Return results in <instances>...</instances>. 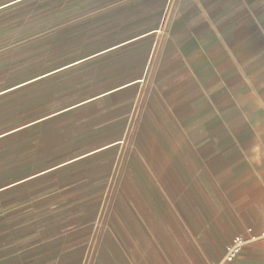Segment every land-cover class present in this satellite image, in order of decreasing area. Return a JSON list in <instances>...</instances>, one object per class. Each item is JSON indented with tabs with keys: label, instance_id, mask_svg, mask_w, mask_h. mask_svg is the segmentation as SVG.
I'll use <instances>...</instances> for the list:
<instances>
[{
	"label": "crops",
	"instance_id": "0c3cea01",
	"mask_svg": "<svg viewBox=\"0 0 264 264\" xmlns=\"http://www.w3.org/2000/svg\"><path fill=\"white\" fill-rule=\"evenodd\" d=\"M170 6L168 20L112 46L149 36L146 75L80 101L132 87L148 159L147 176L140 154L132 160L138 207L92 224L75 195L62 201L54 166L30 172L6 158L29 123L0 126V264H264V0ZM237 234L245 243L223 261Z\"/></svg>",
	"mask_w": 264,
	"mask_h": 264
},
{
	"label": "rangeland",
	"instance_id": "374dc122",
	"mask_svg": "<svg viewBox=\"0 0 264 264\" xmlns=\"http://www.w3.org/2000/svg\"><path fill=\"white\" fill-rule=\"evenodd\" d=\"M181 1L0 0V88L13 86L0 96V126L30 122L7 140L6 158L30 172L54 166L46 175L62 201L75 195L92 224L116 225L120 209L138 207L132 160L140 154L147 176L148 159L132 87L80 101L146 75L149 36L112 46L155 26L163 13L168 20V4ZM116 139L107 152H90Z\"/></svg>",
	"mask_w": 264,
	"mask_h": 264
},
{
	"label": "built area",
	"instance_id": "2783aa9c",
	"mask_svg": "<svg viewBox=\"0 0 264 264\" xmlns=\"http://www.w3.org/2000/svg\"><path fill=\"white\" fill-rule=\"evenodd\" d=\"M260 235L264 236V231L261 232ZM244 243H245V239L241 235H239V234L234 235L225 248V252L223 255V261H230V260H233L234 258H236V256L238 255V253H239V251H240V249ZM214 264H223V263L218 262V263H214Z\"/></svg>",
	"mask_w": 264,
	"mask_h": 264
},
{
	"label": "water",
	"instance_id": "95a60500",
	"mask_svg": "<svg viewBox=\"0 0 264 264\" xmlns=\"http://www.w3.org/2000/svg\"><path fill=\"white\" fill-rule=\"evenodd\" d=\"M65 109V108H64ZM28 123H30V122H28ZM19 127V126H18ZM14 128H17V127H14Z\"/></svg>",
	"mask_w": 264,
	"mask_h": 264
}]
</instances>
